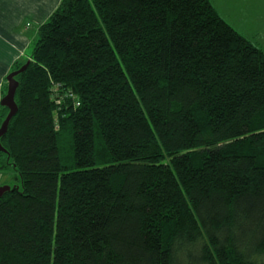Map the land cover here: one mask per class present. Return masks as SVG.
<instances>
[{
    "label": "trees",
    "instance_id": "1",
    "mask_svg": "<svg viewBox=\"0 0 264 264\" xmlns=\"http://www.w3.org/2000/svg\"><path fill=\"white\" fill-rule=\"evenodd\" d=\"M15 79L0 264H264V51L210 0H61Z\"/></svg>",
    "mask_w": 264,
    "mask_h": 264
},
{
    "label": "crops",
    "instance_id": "2",
    "mask_svg": "<svg viewBox=\"0 0 264 264\" xmlns=\"http://www.w3.org/2000/svg\"><path fill=\"white\" fill-rule=\"evenodd\" d=\"M60 2L61 0H0V101L6 93V77L13 72L17 63L29 61L38 39V28L49 19ZM210 2L225 22L264 51V0ZM2 173L0 172V186L4 185Z\"/></svg>",
    "mask_w": 264,
    "mask_h": 264
},
{
    "label": "water",
    "instance_id": "3",
    "mask_svg": "<svg viewBox=\"0 0 264 264\" xmlns=\"http://www.w3.org/2000/svg\"><path fill=\"white\" fill-rule=\"evenodd\" d=\"M28 65V61L21 66L18 70H15L11 72L7 77H6V82H7V89L4 97L0 101V106L5 107L8 109V113L3 120V122L0 125V138L6 133L7 127L9 125L10 120L12 117L16 114L17 112V106L14 101V96L16 92V88L18 86V83L15 79V77L23 72ZM0 152L6 153L5 149L1 146L0 143ZM15 189V187H11L10 185L4 184L0 186V197H2L6 192ZM17 189V188H16Z\"/></svg>",
    "mask_w": 264,
    "mask_h": 264
},
{
    "label": "rangeland",
    "instance_id": "4",
    "mask_svg": "<svg viewBox=\"0 0 264 264\" xmlns=\"http://www.w3.org/2000/svg\"><path fill=\"white\" fill-rule=\"evenodd\" d=\"M259 45H260V43H259ZM262 46L264 47V41L262 42ZM95 148H96L97 155L102 156L103 150H102V146L99 143L98 139L95 140ZM2 175H3V183L4 184L10 185L12 187L16 186V187H18V189L21 188L20 182L17 178V174L12 167L4 169Z\"/></svg>",
    "mask_w": 264,
    "mask_h": 264
}]
</instances>
